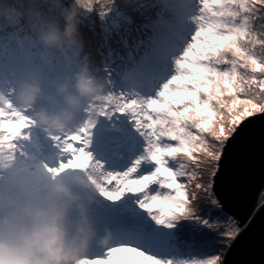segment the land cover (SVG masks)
I'll list each match as a JSON object with an SVG mask.
<instances>
[{
  "label": "snow or ice",
  "instance_id": "6c2138e0",
  "mask_svg": "<svg viewBox=\"0 0 264 264\" xmlns=\"http://www.w3.org/2000/svg\"><path fill=\"white\" fill-rule=\"evenodd\" d=\"M176 3L195 25L176 74L154 98L110 96L100 115L110 122L105 133L97 138L98 120L59 138V166L45 169L57 174L83 163L99 185L95 219L113 238L84 264H218V245L240 231L213 185L226 144L238 148L264 124V0ZM30 126L11 103L0 106V157L14 159ZM193 181L208 196L202 214L192 206Z\"/></svg>",
  "mask_w": 264,
  "mask_h": 264
},
{
  "label": "clouds",
  "instance_id": "9594fccd",
  "mask_svg": "<svg viewBox=\"0 0 264 264\" xmlns=\"http://www.w3.org/2000/svg\"><path fill=\"white\" fill-rule=\"evenodd\" d=\"M112 3L74 0L61 29L41 21L40 0H15L16 6L0 5V21L11 27L35 21L41 45L69 52L78 42L80 10ZM112 95L87 57L79 71L47 83L39 71L26 73L14 87L0 82V106L11 103L30 117L31 126L56 149L47 163L23 154L11 160L0 157V264H84L98 245L112 242L111 227L98 228L95 210L103 197L83 163L57 174L45 170L59 166L56 141L97 122Z\"/></svg>",
  "mask_w": 264,
  "mask_h": 264
},
{
  "label": "rangeland",
  "instance_id": "374dc122",
  "mask_svg": "<svg viewBox=\"0 0 264 264\" xmlns=\"http://www.w3.org/2000/svg\"><path fill=\"white\" fill-rule=\"evenodd\" d=\"M153 1L156 0H152L150 4L152 7L157 6L160 12L155 15L156 18L154 19L153 26L155 29L154 31L152 30V40L146 33L147 29L145 28V23L131 29L133 32L132 35H136L135 33L138 32L137 34L140 33V35L144 36L143 39H149L152 42L149 57L148 52H145L146 50L141 53L140 58H137L138 55L135 54V51H131L128 56L133 59L134 68L129 67L125 70L121 68L122 66H117L118 72L113 70L107 74L113 76L112 72H117L115 75H117L118 79L113 78L110 87L112 94L115 96H123L126 99L154 98L162 85L176 74V58L179 57L183 51L191 34L185 31L186 27H192V30L195 28L190 17L179 10L176 0H158L157 4L153 3ZM131 2L132 0H113L111 5L96 4L92 11L81 9L80 32L83 31L84 33L80 34L79 32L78 42L71 50L77 52L76 54L78 55L81 52L84 53V57L82 58H85L87 50L83 49V47L86 46L88 49H91L88 51L89 54L87 57H94L95 68L100 65L107 67L106 63L110 64L111 59L113 61H118V64H120L119 58L121 56L114 49V45L118 43L122 46V41L126 40V37L124 39L120 33L121 28L125 27L126 19L122 18L117 12L129 11ZM4 3L16 6L15 0H0V5ZM73 3L74 0H40L41 20L53 19L54 15H59L56 24L63 29L66 23L64 20V13L71 10ZM144 14H146V11ZM31 23L34 26L31 32L22 31L20 35V32L14 31L13 27H8L7 31L4 29L5 32L0 36V82L5 80L9 81L12 87H14L26 73L30 71H39L44 75L45 82L47 83L58 77H64L70 73L79 71L77 68L78 62L76 59L70 57H73L74 54H71V51L47 50L39 42L36 28L37 22L33 21ZM171 25L173 28H171ZM157 30L162 32L159 33L162 34L161 37L154 36ZM184 33L185 35L188 34L186 35L188 36L187 43H185L186 37H184ZM160 38L164 39V41L171 40L174 43L173 47L177 49L181 48L182 50H180V53H178V50L176 53H171L172 50H170L169 47H163L156 51L155 49L157 45H159L158 41L161 40ZM84 39H86L87 44L82 42ZM92 42L93 45L91 46ZM181 43H183L182 47H180ZM157 48H159V46ZM152 49H154L155 53L153 58L156 60L155 62H157V64L151 65L150 68H146L147 70L145 68H140L141 65L150 61L151 56H153ZM45 51H48V53ZM113 52H116V54L113 55ZM159 62L163 63V72H159ZM121 70H123V72ZM241 71L243 70L241 69ZM142 72L149 73V75L155 74L157 79L154 76V80H150L149 83H147V79L150 77H148L149 75L143 76L141 74ZM257 75L259 76L260 74ZM11 93L12 88H9L8 94L10 101L12 99ZM225 99H229V97L226 96ZM221 111L224 114L225 120H227L229 116L227 110L223 109ZM120 119L126 122L128 118L127 116H122ZM217 120H219V116ZM109 124L110 122L105 117H100L95 132L100 134V136L103 135ZM127 127L130 128L131 126L127 125ZM24 131L27 138L17 141V148L19 151L16 155L19 156L23 154V156L45 163H47L49 158H54L55 154L54 156H50L47 151L44 152V150L52 149L53 145L50 141L45 139L38 129L30 126ZM207 138L210 142H213L210 136ZM194 155L202 156V153H194ZM192 167H195V165L193 164ZM197 171L200 170L197 169ZM181 179L187 180V177ZM188 187L190 193L193 191L198 193V199L192 200V206L202 214L203 209L209 206L207 194L204 193L203 190L196 188V181H193ZM262 197L264 198V192L262 193ZM215 223L216 221L213 220V224ZM208 230L212 231L213 229L209 228ZM233 239L234 237L224 244L228 247ZM219 245L222 246L223 244L220 243ZM225 250L226 249H221L219 254L216 255H219L222 259V253L225 252Z\"/></svg>",
  "mask_w": 264,
  "mask_h": 264
},
{
  "label": "water",
  "instance_id": "95a60500",
  "mask_svg": "<svg viewBox=\"0 0 264 264\" xmlns=\"http://www.w3.org/2000/svg\"><path fill=\"white\" fill-rule=\"evenodd\" d=\"M219 163L213 188L241 225L222 264H264V124L255 125L238 148L229 150L226 144Z\"/></svg>",
  "mask_w": 264,
  "mask_h": 264
},
{
  "label": "trees",
  "instance_id": "16d2710c",
  "mask_svg": "<svg viewBox=\"0 0 264 264\" xmlns=\"http://www.w3.org/2000/svg\"><path fill=\"white\" fill-rule=\"evenodd\" d=\"M129 1V0H128ZM157 1H153V3L157 4ZM150 2H152V0H132L131 7L129 9V11H120L117 12L118 14H120V16L122 18H125V27L121 28V36H123V38L126 40L122 41V46L119 45L118 43H116L115 46V50L118 52V54L121 56L119 58L120 64H118V61H113L111 59L110 64L106 63L107 67H104L103 65H100L99 67L94 65V57L93 58H89L87 57L89 52L91 49H88V47L84 46L83 49L87 50V53L85 54V56L88 58V60L90 61V67L93 70L94 73H96L98 76H100L102 79L106 80L110 86L112 85L113 82V78H117V75H115V73L118 72L117 66H122L121 68H124L125 70L128 69L129 67L134 68L133 65V59L129 58V53L132 51H135V54H137V58H140L141 53L145 50H148L150 48L151 41L149 39H143V35L137 34L138 32H136V35H132L133 32L131 31L132 28L134 27H138L142 24L145 23V28L147 29V34L150 37V35L152 34V30H153V26H154V19L156 18L155 15L157 13L160 12V10L157 8V6L152 7V5L150 4ZM5 4V3H4ZM2 4V5H4ZM8 6H14L11 4H7ZM163 6V5H162ZM146 11V14H144ZM57 17H59V15H54L53 19H43L41 20L44 23L47 24H51V23H56V19ZM52 20V21H50ZM32 20H26L25 22H23L22 24L13 27L14 31L16 32H24L27 31L28 29H32L33 25ZM11 27L9 26L7 23L0 21V36H2V34L5 32L4 29L7 31V28ZM145 30V29H144ZM84 32H80V34H83ZM7 34V33H6ZM147 37V38H149ZM86 41V39H84ZM93 45V42L91 43V46ZM71 54H74V56L78 57L79 61H80V68L83 66L85 58L84 57V53H79L76 54L77 52H74V50H70ZM48 53V51H45ZM116 52H113V55H115ZM82 58V59H81ZM79 68V69H80ZM106 68V69H103ZM117 71V72H112L113 76H109L107 75L109 72L111 71ZM123 72V70H121ZM120 71V72H121ZM116 83V82H115ZM230 100V97H229ZM186 180V179H185ZM182 223H186L187 221H181ZM221 241L225 240V237H220L219 238ZM222 246H218V251L215 252L214 254H219L221 249H226L227 246L222 242Z\"/></svg>",
  "mask_w": 264,
  "mask_h": 264
},
{
  "label": "bare ground",
  "instance_id": "6f19581e",
  "mask_svg": "<svg viewBox=\"0 0 264 264\" xmlns=\"http://www.w3.org/2000/svg\"><path fill=\"white\" fill-rule=\"evenodd\" d=\"M57 19H58V17H57ZM57 19H56V21H57ZM170 27V26H169ZM171 28H173V26L171 25ZM195 30V28L192 30V27H186V29H185V31L186 32H192V31H194ZM168 32V31H167ZM159 33H162V32H160L159 30H157V32L155 33V37L157 36V37H161L162 36V34H159ZM165 34V33H164ZM182 35V34H181ZM184 35V37H186V42L185 43H187V40H188V36H186V35H188V34H186L185 35V33L183 34ZM161 39V38H160ZM176 40H178V39H176ZM82 42H84L85 44H87V42L84 40V41H82ZM159 42V45H157V47L159 46V48H157L156 47V51L158 50V49H160V48H163V47H169L170 48V50H172L171 51V53H176L177 52V50H178V53H180V50H182L181 48H179V49H177L176 47H173L174 46V43L171 41V40H168V41H164V39H161V40H159L158 41ZM182 45H183V43H181L180 44V47H182ZM153 51H152V54H153V56H151V59H150V61L148 62V63H144L143 65H141V67L140 68H150V66L151 65H153V64H157V62H155L156 60L153 58L154 57V49H152ZM149 51H151V49H149ZM162 53V52H161ZM145 65V66H144ZM162 65H163V63L162 62H159L158 63V67H159V72H163L164 71V68L162 67ZM147 70V69H146ZM143 76H148L149 75V73H146V72H142L141 73ZM154 76H155V78L157 79V77H156V75L155 74H150L148 77H150V78H148L147 79V83H149V81L150 80H154ZM96 135H97V138H99L100 137V134H97L96 133ZM43 146H44V144H43ZM48 152L49 153V155L50 156H54V154H55V148L53 147L52 149H49V150H44V152ZM224 253V252H223ZM223 253H222V259H220L221 261L219 262V264H222V260H223Z\"/></svg>",
  "mask_w": 264,
  "mask_h": 264
}]
</instances>
